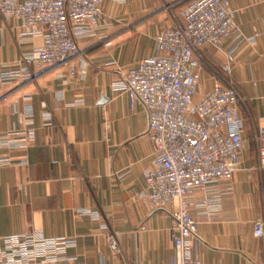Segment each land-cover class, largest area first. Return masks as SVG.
<instances>
[{
    "label": "crops",
    "instance_id": "1",
    "mask_svg": "<svg viewBox=\"0 0 264 264\" xmlns=\"http://www.w3.org/2000/svg\"><path fill=\"white\" fill-rule=\"evenodd\" d=\"M183 1L106 0L102 22L75 29L81 56L35 70L15 93L13 64L36 58L43 37L0 14V250L11 236L42 234L67 242L62 264H175L173 218L149 212L142 199L153 168L148 115L140 105L131 109L120 82L159 53L154 38L182 21L176 6ZM228 2L238 32L223 47L196 53L202 81L195 101L215 81L234 89L246 146L229 180L189 197L200 229L186 247L200 264H264V236L254 234L264 221L255 140L264 127V0Z\"/></svg>",
    "mask_w": 264,
    "mask_h": 264
},
{
    "label": "built area",
    "instance_id": "2",
    "mask_svg": "<svg viewBox=\"0 0 264 264\" xmlns=\"http://www.w3.org/2000/svg\"><path fill=\"white\" fill-rule=\"evenodd\" d=\"M106 0H0V14L14 17L26 34L40 29L43 45L36 58H21L20 85L40 72L54 71L81 56L76 28L93 27L104 19ZM181 22L155 36L159 53L140 60L122 73L120 84L130 107L148 115L153 168L145 177L142 199L149 212L165 211L174 220L175 264H200L187 253L186 242L198 238L200 223L190 213L189 197L218 181L229 180L241 168L246 146L245 123L237 92L215 81L196 102L202 81L195 55L209 45L223 47L238 32L228 0H193L180 11ZM257 35L250 38L254 41ZM258 167L264 170V127L256 135ZM264 236V221L254 224ZM110 248L118 251L114 236ZM67 242L42 234L11 236L0 250V264H62Z\"/></svg>",
    "mask_w": 264,
    "mask_h": 264
},
{
    "label": "trees",
    "instance_id": "3",
    "mask_svg": "<svg viewBox=\"0 0 264 264\" xmlns=\"http://www.w3.org/2000/svg\"><path fill=\"white\" fill-rule=\"evenodd\" d=\"M193 0H184L183 2H181L180 4H178L176 7L178 9L183 10L186 6H188ZM80 48V47H79Z\"/></svg>",
    "mask_w": 264,
    "mask_h": 264
},
{
    "label": "rangeland",
    "instance_id": "4",
    "mask_svg": "<svg viewBox=\"0 0 264 264\" xmlns=\"http://www.w3.org/2000/svg\"><path fill=\"white\" fill-rule=\"evenodd\" d=\"M172 7H173L172 5H167L166 9H167L168 11H173L174 9H173ZM195 63H196V65L198 64V60H197V58H195Z\"/></svg>",
    "mask_w": 264,
    "mask_h": 264
}]
</instances>
